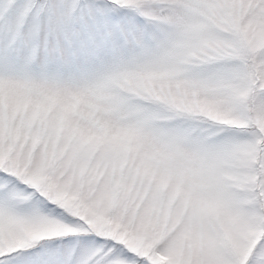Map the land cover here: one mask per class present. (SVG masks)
Instances as JSON below:
<instances>
[{"label":"snow or ice","instance_id":"snow-or-ice-1","mask_svg":"<svg viewBox=\"0 0 264 264\" xmlns=\"http://www.w3.org/2000/svg\"><path fill=\"white\" fill-rule=\"evenodd\" d=\"M0 264H264V0H0Z\"/></svg>","mask_w":264,"mask_h":264}]
</instances>
